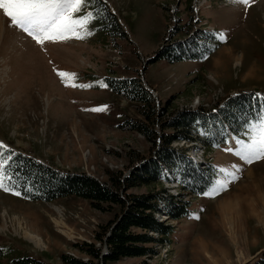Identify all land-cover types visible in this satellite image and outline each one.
<instances>
[{
  "label": "rangeland",
  "instance_id": "374dc122",
  "mask_svg": "<svg viewBox=\"0 0 264 264\" xmlns=\"http://www.w3.org/2000/svg\"><path fill=\"white\" fill-rule=\"evenodd\" d=\"M101 1L123 33L110 34L95 18L77 35L37 43L10 26L0 9V142L6 146L0 149V160L10 150L19 151L99 182H108L109 173H129L139 164L136 155L147 157L156 145L137 131L121 128L126 118L141 116L136 102L112 90L109 78L137 77L160 104L178 111L215 112L235 95H264V0ZM90 3L86 0L74 15L91 11ZM181 25L184 32L175 34ZM200 29L215 31L222 42L207 57L148 61L170 39ZM58 72L72 75L61 77ZM204 122L191 128L193 137H206V128L219 119ZM245 129L222 148L205 149L199 140L172 141L171 146L184 149L199 168L211 165L215 173L206 192L216 188V193L187 196L185 190L181 199L190 201V212L181 219H169L158 201L160 210L153 217L173 226L167 241L150 245L153 251L143 256L106 264H246L263 250L264 245L258 247L264 242V220L251 213L245 200L252 198L249 203L264 211V156L246 163L236 155L239 142L249 140ZM161 182L164 197L182 193L180 178L172 171H163ZM6 184L20 195L0 189V264H19L24 258L64 264L63 256L87 261L80 249L84 244L100 248L101 254L106 251L97 235L104 236L103 228L120 215L118 206L102 203L97 208L74 195L36 201L22 195L10 180ZM256 186L263 193L260 197ZM225 198L240 204L236 222L223 220L219 207ZM26 231L33 241L26 239Z\"/></svg>",
  "mask_w": 264,
  "mask_h": 264
},
{
  "label": "trees",
  "instance_id": "16d2710c",
  "mask_svg": "<svg viewBox=\"0 0 264 264\" xmlns=\"http://www.w3.org/2000/svg\"><path fill=\"white\" fill-rule=\"evenodd\" d=\"M90 7L102 29L110 34L123 33L115 15L103 1L91 0ZM183 28L184 25L179 26L175 34L184 32ZM221 43L215 31L200 29L198 33L194 32L183 39H170L148 61L163 58L176 62L204 58ZM108 81L115 93L137 103V111L141 116L137 120L126 118L121 128L137 131L156 145L147 157L136 155L139 164L130 168L129 173H109L108 182H99L93 177L56 169L28 154L12 151L8 152V163L4 166L11 176L12 186L32 200L52 201L74 195L89 200L97 208L102 203L120 208V215H116L117 218L107 228H103L104 236L97 235V239L105 245L106 252L101 256L100 248L84 244L80 249L89 259L84 261L63 256L64 264H106L123 257L143 256L153 251L150 245L166 242V236L173 226L162 224L153 217L160 210L158 201L163 204L162 211L169 219L186 218L190 212V201L181 199L185 190L190 193L187 196L202 195L211 186L215 173L211 165L205 170L199 168L196 162L184 154V149L173 148L171 142L199 140L205 149L222 148L231 143L234 137L243 136L248 121H255L264 111V95L252 92L230 97L215 112L202 108L178 111L170 109L168 103L160 104L137 77L109 78ZM215 116L219 122L211 123L206 128V137L191 135L193 126ZM163 171H172L174 176L180 178L182 193L178 197H164L161 194L164 191L161 182ZM143 187L149 190L141 194L130 192V189ZM137 228L141 230H133ZM150 231L157 235L149 234ZM18 263L46 264L33 258H24ZM246 264H264V249Z\"/></svg>",
  "mask_w": 264,
  "mask_h": 264
},
{
  "label": "snow or ice",
  "instance_id": "6c2138e0",
  "mask_svg": "<svg viewBox=\"0 0 264 264\" xmlns=\"http://www.w3.org/2000/svg\"><path fill=\"white\" fill-rule=\"evenodd\" d=\"M85 2L86 0H0V9L10 20V26L21 29L37 43H43L44 40L65 39V34L68 33L77 35L95 19L91 11L82 16L74 15L80 12ZM241 2L247 3L248 0ZM58 75L66 77L72 74L58 72ZM246 128L249 140L247 143L239 142L241 148L237 150L236 155L246 163H251L264 156V111L255 121H248ZM4 148L6 146L0 142V149ZM2 155L0 152V156ZM7 163V159L0 160V189L19 196V192L6 184L11 179L4 167ZM228 175L232 176V173ZM220 187L226 185L220 184ZM216 191L217 189L213 188L212 191L202 194L214 195Z\"/></svg>",
  "mask_w": 264,
  "mask_h": 264
},
{
  "label": "bare ground",
  "instance_id": "6f19581e",
  "mask_svg": "<svg viewBox=\"0 0 264 264\" xmlns=\"http://www.w3.org/2000/svg\"><path fill=\"white\" fill-rule=\"evenodd\" d=\"M250 169H251V167H250ZM249 169V170H250ZM249 176V175H248ZM256 195H257V197H260L263 193H262V191H261V189L260 188H258L257 186H256ZM252 198H248V200L246 199L245 201H246V205H247V207H249L250 208V210H251V213H253L254 215H255V217L260 221V222H262L263 220H264V211H263V209L262 210H258V209H255L252 205H251V202L249 203V201H253V200H251ZM258 199V198H257ZM260 199V198H259ZM240 200V199H239ZM259 201V200H258ZM255 204H257V203H255ZM244 205H245V203H244ZM264 205V204H263ZM220 212L222 213V216H223V220H225V221H228V222H231V221H234V222H236L237 220H238V218H239V216H240V204H239V202L237 201V199L236 198H232V199H226L225 198V200L224 201H222V202H220ZM224 221V222H225ZM227 222V223H228ZM232 225V224H231ZM1 227H3V226H0V228ZM229 228V227H228ZM234 230V229H233ZM25 236H26V239L27 240H31V241H33L34 240V236L32 235V234H30V233H28L27 231H26V234H25ZM231 238L233 239V235H231ZM36 245H37V243L36 242H34ZM213 263L214 264H216L215 263V261H213Z\"/></svg>",
  "mask_w": 264,
  "mask_h": 264
},
{
  "label": "crops",
  "instance_id": "0c3cea01",
  "mask_svg": "<svg viewBox=\"0 0 264 264\" xmlns=\"http://www.w3.org/2000/svg\"><path fill=\"white\" fill-rule=\"evenodd\" d=\"M263 245H264V242L262 243V245H261L260 247H258V249L260 250V248H261ZM258 249H257V250H258ZM257 250H256V251H257ZM259 250H258V251H259ZM253 255L256 256V255H257V252H256L255 254H253ZM250 257H252V256H250ZM249 261H250V260H249Z\"/></svg>",
  "mask_w": 264,
  "mask_h": 264
},
{
  "label": "water",
  "instance_id": "95a60500",
  "mask_svg": "<svg viewBox=\"0 0 264 264\" xmlns=\"http://www.w3.org/2000/svg\"><path fill=\"white\" fill-rule=\"evenodd\" d=\"M103 255V253L101 254V256Z\"/></svg>",
  "mask_w": 264,
  "mask_h": 264
},
{
  "label": "built area",
  "instance_id": "2783aa9c",
  "mask_svg": "<svg viewBox=\"0 0 264 264\" xmlns=\"http://www.w3.org/2000/svg\"><path fill=\"white\" fill-rule=\"evenodd\" d=\"M106 250V249H105Z\"/></svg>",
  "mask_w": 264,
  "mask_h": 264
}]
</instances>
